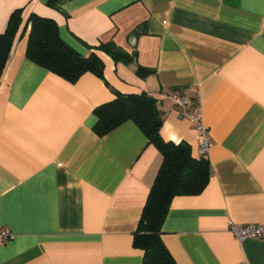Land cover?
I'll return each instance as SVG.
<instances>
[{
  "label": "crops",
  "instance_id": "1",
  "mask_svg": "<svg viewBox=\"0 0 264 264\" xmlns=\"http://www.w3.org/2000/svg\"><path fill=\"white\" fill-rule=\"evenodd\" d=\"M0 0V34L20 24L0 76V264H142L133 246L162 156L128 120L103 136L94 109L116 92L157 98L160 134L198 156L193 124L164 97L202 101L211 175L177 195L161 239L177 264H264V240L231 223H264V0ZM31 15L50 18L103 76L75 82L26 57ZM134 54L115 62L101 43ZM150 70L140 77L137 67Z\"/></svg>",
  "mask_w": 264,
  "mask_h": 264
},
{
  "label": "trees",
  "instance_id": "2",
  "mask_svg": "<svg viewBox=\"0 0 264 264\" xmlns=\"http://www.w3.org/2000/svg\"><path fill=\"white\" fill-rule=\"evenodd\" d=\"M57 1L49 0L48 3L55 6ZM20 21L19 12H12L5 31L0 34V76ZM28 24L30 29L25 54L29 60L69 82L77 81L87 72L103 76L101 58L94 52L88 56L81 55L66 44L60 38L54 20L31 15ZM97 49L115 62L130 63L134 60V54L110 42L101 43ZM136 72L145 77L150 70L139 66ZM94 113L97 121L93 131L98 136L130 120L160 152L162 161L133 233L132 244L143 251L142 264H177L161 239L162 225L175 196L197 195L207 186L211 175L208 159L194 157L191 147L184 141L175 143L162 138V117L154 96L144 92H116L112 100L97 106Z\"/></svg>",
  "mask_w": 264,
  "mask_h": 264
},
{
  "label": "built area",
  "instance_id": "3",
  "mask_svg": "<svg viewBox=\"0 0 264 264\" xmlns=\"http://www.w3.org/2000/svg\"><path fill=\"white\" fill-rule=\"evenodd\" d=\"M164 97L170 100L174 106L180 108L181 117L193 124L197 138L198 156L207 158L213 141L209 137L207 126L204 123L201 99L191 96L189 89L169 90L164 93ZM229 231L237 240L245 238L264 240V223H231L229 225ZM12 237L13 234L11 231L0 227V243L8 241ZM239 264L245 263L242 262Z\"/></svg>",
  "mask_w": 264,
  "mask_h": 264
}]
</instances>
